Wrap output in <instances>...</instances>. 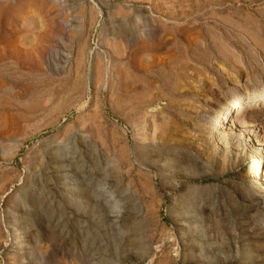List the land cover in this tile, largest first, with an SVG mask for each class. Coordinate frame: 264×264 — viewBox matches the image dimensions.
Returning <instances> with one entry per match:
<instances>
[{
	"label": "rangeland",
	"instance_id": "obj_1",
	"mask_svg": "<svg viewBox=\"0 0 264 264\" xmlns=\"http://www.w3.org/2000/svg\"><path fill=\"white\" fill-rule=\"evenodd\" d=\"M263 94L264 0H0V264H264Z\"/></svg>",
	"mask_w": 264,
	"mask_h": 264
},
{
	"label": "bare ground",
	"instance_id": "obj_2",
	"mask_svg": "<svg viewBox=\"0 0 264 264\" xmlns=\"http://www.w3.org/2000/svg\"><path fill=\"white\" fill-rule=\"evenodd\" d=\"M264 95V94H263ZM239 101H240V99L238 98V99H234L231 103H230V105H229V109H234V108H236L237 107V105H238V103H239ZM228 108V107H227ZM262 154V153H261ZM261 160V159H260ZM254 168V167H253ZM256 168V167H255ZM253 173V172H252ZM253 175V174H252ZM255 177L256 178H258L259 180H260V177H259V174L258 173H256L255 174ZM261 181V180H260ZM84 193H86V191L84 192ZM77 196V195H76ZM90 200V199H89ZM83 207V206H82ZM79 209V208H78ZM129 230H131V229H129ZM133 232V231H132ZM134 235V234H133ZM133 238V237H132ZM132 243V242H131ZM135 243V242H134ZM144 247V246H143ZM144 255V254H143Z\"/></svg>",
	"mask_w": 264,
	"mask_h": 264
}]
</instances>
